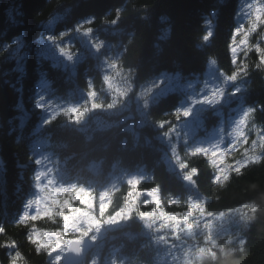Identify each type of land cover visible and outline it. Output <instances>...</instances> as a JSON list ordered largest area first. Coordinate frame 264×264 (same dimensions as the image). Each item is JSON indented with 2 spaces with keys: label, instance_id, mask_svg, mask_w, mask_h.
<instances>
[{
  "label": "trees",
  "instance_id": "1",
  "mask_svg": "<svg viewBox=\"0 0 264 264\" xmlns=\"http://www.w3.org/2000/svg\"><path fill=\"white\" fill-rule=\"evenodd\" d=\"M238 1L0 0V225L7 229L6 233L0 234V245L5 241L17 242L12 248L0 246V264H9V257L15 250L22 254L21 264H49L47 253H36L34 245L26 238L31 224L16 223L23 212L22 200L32 188L30 138L35 131L45 139L56 173L69 176L73 182H82L86 187L96 179L113 181L110 183V211L123 206L129 191L127 178L131 175L145 177L137 185L141 195L136 207L140 210L151 209V205L143 204L147 196L143 190L156 184L162 188L161 207L165 212L186 210V198L191 192L171 154L167 155L168 146L162 131L170 125L161 130L152 123L168 120L170 112L179 105L182 93L175 89L163 103L154 104L149 122L145 123L144 118L141 126L133 125L136 126L133 130L129 121L119 119L120 110L108 115L95 109V115H107L110 120L89 126L70 122L61 110L56 114V120L45 126L43 120L52 116L48 114L56 111L59 104L79 103L84 99L79 92L84 90L86 95L89 78L97 92V102L104 104L108 97L102 98L105 95L102 93L98 96L104 86L98 60L90 56L88 50L77 42L71 43L73 52L85 51L87 55L75 66L65 67L45 53L44 37L49 33L58 36L60 32L73 29L78 22L93 17V23L88 26L101 34L100 39L109 44L113 52L125 53L120 58L121 68H137L133 79L135 89L163 73L178 74L183 80L192 81L202 76L210 60L216 61L218 69L230 70L228 45ZM117 10H120L118 24L106 23L116 18ZM54 15L61 18L53 29L46 28ZM209 30L213 35L207 41L202 40ZM261 35L262 30L258 29L252 42L264 39ZM17 39L21 40L23 50L20 58L14 56ZM241 60L250 65V75L241 80L245 104L264 105V72L254 67L255 53L249 52L245 56L242 52ZM40 89L46 91V110L39 109L35 103ZM81 107L89 109L84 117L92 110L91 101ZM125 110L131 112L133 109L129 106ZM175 122L172 117L171 123ZM248 127L250 139L254 138L256 130L264 128V111L258 110ZM177 148L189 167L199 170L195 179L199 193L206 197L207 211L215 215L244 204L257 205L255 213L251 208L248 211V215L255 216V222L243 230L247 240L246 257L237 250L232 256L217 261L201 255L193 260V264H264V164L244 170L239 177L233 174L225 186H219L212 183L215 170L206 157L189 154L183 143H177ZM233 156L239 158V153ZM231 159L229 157L228 161ZM100 192L99 188L93 189L97 202ZM174 197H179L178 205L168 203ZM34 223L40 230L58 227L55 221L47 218ZM146 232L137 220L103 229L96 241L97 248L86 256L83 264H90L95 256L99 257L100 264H112L113 259L117 264H184L168 257L160 259L156 244L149 241ZM238 239L226 247L237 248Z\"/></svg>",
  "mask_w": 264,
  "mask_h": 264
},
{
  "label": "snow or ice",
  "instance_id": "2",
  "mask_svg": "<svg viewBox=\"0 0 264 264\" xmlns=\"http://www.w3.org/2000/svg\"><path fill=\"white\" fill-rule=\"evenodd\" d=\"M245 8L247 9L245 12L247 26L244 24L236 26L232 31L230 44L228 45L231 51L230 70L225 72L224 69H219V79L213 77V80L217 82L212 86L205 84V88L208 90L201 89L202 94L198 96H188L184 103L170 112L168 120L161 119L152 122L161 130L165 129L166 125H170L166 131H162V135L169 139L171 158L180 170L182 180L191 189L186 198V210L182 212H165L161 207L162 188L159 184L143 190L147 193L143 204L146 206L151 205V209L147 211L138 209L136 204L141 192L137 189V185L145 179L143 176H131L127 180L129 191L123 206L115 211H110L109 206L112 201L108 190L99 193L97 202L92 187H86L82 182L65 180L59 173H57L59 177L57 179L51 175L52 168H48L44 172L38 171L35 175V181L39 194H34L27 199L24 204V211L18 217L16 223L20 225L31 224V230L27 232L26 238L34 245L36 253H47L49 264H65L69 257H83L90 246L98 240V236L103 229L116 227L133 220L142 223L144 229L149 233L151 243L164 244L169 246L170 249L177 248L176 241L181 242V244H187L186 238L194 241L202 225L203 229L206 230L203 241L205 246L193 244L185 248L184 264H193V259L201 255H207L213 261L222 260L224 257L232 256L237 250L240 251L246 248L247 240L243 235V230L252 226L256 219L255 216L246 213L240 214L237 221L239 229L236 235L229 236L222 244H218L214 223L217 219H222L225 213L220 212L219 216H216L213 212L207 211L205 206L206 197L199 193V185L195 179L199 175L198 168L189 167L188 163L179 155L177 144L172 143L170 139L171 134L176 132V124L171 123L172 117L175 118V121H181L182 118L187 121L192 118L195 121V128L193 129V136L195 137L197 135L196 130L202 127L205 113L220 105L226 95L235 96L242 91V85L238 81L250 75V65L240 59L239 51H243L245 56L249 52H254L256 55L254 67L256 70L264 72V39H256L255 42H252L253 34L258 33V29L264 27V0H253L252 3L246 4ZM119 19L120 10H117L116 18L106 21V23L117 25ZM93 20V17H88L84 19L83 23L78 22L73 29L60 32L58 36L49 33L44 39L55 46L60 57L75 66L80 57L72 51L71 43H65L64 40L69 36V32L83 34L86 42L90 45V54L97 57L99 66L104 70L103 82L107 84L108 90L113 94L112 101L106 107L107 109H113L121 104L122 97H128L133 90L131 81L136 78L137 68L133 66L129 68L127 73L123 71L120 66V58L125 54L124 52H118L114 57L105 54V41L94 38L95 30L92 27H84V24L91 25ZM212 35L211 30L206 31L202 40L207 41ZM211 63L215 64L216 61L212 60ZM67 66L65 65V67ZM111 73H114L115 76ZM115 77L120 78L123 87L117 86ZM177 78L178 74L176 77L169 76L167 80ZM164 82V78L154 79L151 86L144 88L140 93L143 98L141 107L144 110L145 123L149 122L148 116L151 113L152 106L163 103L169 93L175 91V89L160 87ZM231 85H234V87H230ZM87 88V98L84 103L87 104L91 101L92 110L104 108L103 103L97 102V92L93 88L91 78L87 81ZM35 103L39 109H46L48 102L44 95H39ZM88 110L75 105L64 109L63 115L70 122L79 124L84 113ZM258 110L264 111V105L245 104L236 114L238 118L231 120V131H225V122L221 120L220 135L215 142L209 141L205 146V142L201 140L188 148L189 154L204 156L208 159L215 170L212 183L225 186L233 174L239 177L243 175L244 170L264 164V128L257 129L256 137L251 139L246 131ZM56 118L54 113L43 120V125H51ZM225 136L231 137V140L226 142ZM177 138H179V133H177ZM184 144L185 146L188 145L187 133H185ZM222 145L224 146L222 147ZM234 153H239V158L233 156ZM229 157H232L231 162L228 161ZM41 163L40 159L35 160V164L40 165ZM44 180L47 182L44 183ZM57 184H59L58 187ZM168 203L178 205L180 199L174 197L169 199ZM33 206L34 210L30 212L29 209ZM245 207H249V205H241V208ZM251 210L255 213L257 205L252 204ZM228 212L234 213L236 209L229 208ZM41 218L55 221L58 227L53 230L37 229L34 222ZM165 229L168 230L172 239L168 235L158 234ZM6 231L7 229L0 225V234L6 233ZM237 237L239 238L237 248L226 247V245H231ZM16 243L15 240L5 241L0 246L12 248ZM21 261H23V257L19 250H15L14 255L9 257V264H21ZM90 264H100L99 257H93ZM112 264H117V261L113 259Z\"/></svg>",
  "mask_w": 264,
  "mask_h": 264
},
{
  "label": "rangeland",
  "instance_id": "3",
  "mask_svg": "<svg viewBox=\"0 0 264 264\" xmlns=\"http://www.w3.org/2000/svg\"><path fill=\"white\" fill-rule=\"evenodd\" d=\"M252 2H253V0H244L242 2L241 7L239 8V15L237 17V20L239 22H241L242 24L244 21H247V18L245 16V12L247 11V9L245 8V5L248 3H252ZM60 18H61L60 16H54L50 20V22L48 23V28L54 26V24ZM84 27H89V26L84 24ZM262 29H264V27ZM100 35L101 34H99V33H95L94 38L100 39ZM76 41L79 42L81 47H83L84 49L88 50V52H90V45H89V47H87L88 43L86 42L82 33L78 34V33L72 32L71 35L67 39L64 40V42H66V43H74ZM15 44L16 45H15V55L14 56L20 58L23 54L21 40L17 39L15 41ZM51 46H53V45H50V44L45 45L44 49H43V50H45V53L47 55L52 57L51 59H53V60L58 59L60 62H62V65L73 66L71 62H68L63 57H60L59 53L55 49V46L52 48H51ZM110 51H111L110 45L105 43V54L114 57L116 55V53H118V51H115V52H110ZM78 55L81 59V58L85 57L87 55V53L84 51V52L78 53ZM90 55L93 56L97 60V57L95 55H93V54H90ZM101 59H103V57H101ZM99 69H100L99 75H100L101 80L103 82L102 77L104 74V70L101 66H99ZM123 71L125 73L128 72V70H124V69H123ZM111 75L115 76L114 73H111ZM169 76L176 77L177 75L176 74H165V73L160 74V75L152 78L149 82H147V83L145 82V83L140 84L139 86L136 87V89H135L134 82L131 81V83L133 85V90L129 93L128 97H126V98L122 97L121 98V101H122L121 104H119L116 108H113V109H107V107H106V105L112 101L113 94L108 90L107 84H105L103 82V86H104L103 91L99 92L98 96L101 97V93L105 94L102 98L108 97V102L104 103V105H105L104 108L98 109V110L104 111L108 115L111 114V112H114L115 110H120L122 113L118 115L119 119L130 118L129 120H131V122L129 124V127L133 128L134 124L141 125L144 121V118H145V115H143L144 110L141 107L143 98L140 96V93L143 91L144 88L150 87L151 83L153 82L154 79L164 78L165 82L160 87L165 88V89H177L179 92H181L183 94V99H182L183 103L186 101L188 96H198L199 94H202L201 89H204L205 91H207L208 89L205 88V84L212 86L214 83L217 82V81L213 80V77H217V79H219L218 71L216 70L214 64H209V66L206 67V70L202 74V76L197 77L192 81L183 80L180 76H178L177 79L167 80V78ZM115 80L117 82V86L123 87V84L120 83L119 77H115ZM189 85H191V87H189ZM224 100H225V98H224ZM224 100H223V102H224ZM222 103L220 105H223ZM129 106L131 107V109H133L131 112H129L128 110H125V107H129ZM197 107H199V106H197ZM214 110L217 112L219 109L214 108ZM96 111L97 110H90L81 119L79 124L81 126H89L91 123L108 122V120H110V119H108L107 115L106 116L95 115ZM239 111L240 110H238V112ZM223 121L225 122V120H223ZM175 124H176V132H173L175 137H177V133H179V138L185 137V133H187V138L192 139L195 142V138L193 136V129L195 128V121L192 118H190L187 121L183 120V118H182L181 121H177ZM202 126H203V123H202ZM218 138L217 137L214 138V141ZM165 140L167 141V144H168V152H167V155H168V154H171V144L169 143L168 138H165ZM167 155H166V159L168 158ZM244 205H249V207L241 208V206H238L236 208V212H234V213L224 212L225 216L222 219H217L215 221L214 231L217 234L216 239H217L218 244L220 242H222L228 236H235L236 235V232L239 229V225H238L237 221L239 219L240 214H242V213L248 214V211L251 208V204H244ZM215 215L219 216V214H215ZM233 226H235V228H231ZM158 234L159 235H168L169 238L172 239L170 237V234H169L167 229L162 230ZM204 235H206V230H204L203 226L201 225V230L198 232L196 239L194 241L190 238H186L187 244H181V242L176 241L177 248H175V249H170L169 246L164 245V244H158L157 245L155 243L157 248H158V257L162 260H165L163 257H168V258H172L173 260H179V261L184 263V249L190 245H193V244H199V246H205L204 242H203L204 241ZM198 257H200V256H198ZM198 257H195L194 259H196Z\"/></svg>",
  "mask_w": 264,
  "mask_h": 264
},
{
  "label": "water",
  "instance_id": "4",
  "mask_svg": "<svg viewBox=\"0 0 264 264\" xmlns=\"http://www.w3.org/2000/svg\"><path fill=\"white\" fill-rule=\"evenodd\" d=\"M91 247H92V245L90 246L89 249H91ZM89 249H88V250H89ZM88 250H87V252H88ZM87 252H86V253H87ZM86 253H85V254H86ZM80 259H81V257H79V258L69 257L68 260L65 261V263H71V264H74V263L78 262Z\"/></svg>",
  "mask_w": 264,
  "mask_h": 264
},
{
  "label": "clouds",
  "instance_id": "5",
  "mask_svg": "<svg viewBox=\"0 0 264 264\" xmlns=\"http://www.w3.org/2000/svg\"><path fill=\"white\" fill-rule=\"evenodd\" d=\"M239 252L241 253V255H243V256H245V257H246V255H247V250H246V248H245V249H242V250H240Z\"/></svg>",
  "mask_w": 264,
  "mask_h": 264
}]
</instances>
